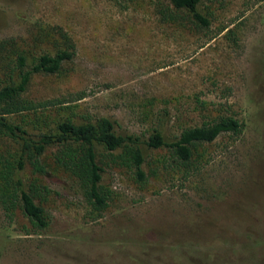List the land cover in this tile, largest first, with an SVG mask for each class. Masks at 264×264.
<instances>
[{"label": "rangeland", "instance_id": "obj_1", "mask_svg": "<svg viewBox=\"0 0 264 264\" xmlns=\"http://www.w3.org/2000/svg\"><path fill=\"white\" fill-rule=\"evenodd\" d=\"M198 7L208 26L164 0H0V40L14 37L29 60L56 51L57 27L75 44L73 59L33 75L25 92L34 101L83 93L44 112L50 122L106 116L141 136L158 113L168 114V136L218 114L243 123L200 144L192 169L166 148L146 149L144 184L117 151L99 148L112 191L99 213L53 162L54 148L41 157L46 174L17 172L18 144L0 138V184L37 178L49 216L34 231L19 209L9 218L0 205V264H264V0ZM23 117L36 132L34 114Z\"/></svg>", "mask_w": 264, "mask_h": 264}, {"label": "trees", "instance_id": "obj_2", "mask_svg": "<svg viewBox=\"0 0 264 264\" xmlns=\"http://www.w3.org/2000/svg\"><path fill=\"white\" fill-rule=\"evenodd\" d=\"M164 1L176 9L186 10L201 25H209V19L198 7L202 0ZM55 34L60 41L56 51L41 52L31 60L14 37L0 40V138L18 144L14 160L17 172L29 165L33 174H46L41 157L49 148H54L53 162L77 180L90 211H103L112 197V191L101 182L102 167L97 161L99 148L117 151L113 158L131 170L135 182L144 184L147 180L143 169L146 149L166 148L177 163L192 169L193 155L200 144L212 142L222 133L242 132L243 123L232 114H218L201 124L184 127L173 136L164 132L167 113L165 118L157 114L155 125L145 136L119 130L116 121L106 116H84L79 121L67 117L50 122L44 112L62 102L84 97L82 92L71 94L65 101L60 98L34 101L25 97L33 75L56 73L63 63L74 57L75 44L71 37L61 27L55 29ZM25 113L34 114L32 121L36 132L27 128L25 123L29 120L24 119ZM17 117L20 119L16 120ZM1 178L6 179L0 170ZM38 186L34 178L25 188L20 177L0 184V205L5 215L12 218L19 209L34 231L49 225L47 212L36 202V197H46Z\"/></svg>", "mask_w": 264, "mask_h": 264}]
</instances>
